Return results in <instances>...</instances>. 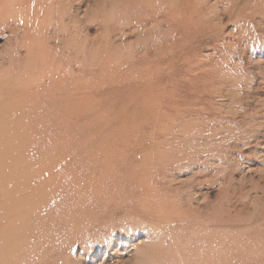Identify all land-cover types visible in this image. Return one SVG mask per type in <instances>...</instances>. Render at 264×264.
I'll use <instances>...</instances> for the list:
<instances>
[{
  "label": "rangeland",
  "instance_id": "1",
  "mask_svg": "<svg viewBox=\"0 0 264 264\" xmlns=\"http://www.w3.org/2000/svg\"><path fill=\"white\" fill-rule=\"evenodd\" d=\"M141 67L156 112L115 127L113 151L58 149L44 121L0 146L3 186L24 192L13 225L49 264H264V0H0V102Z\"/></svg>",
  "mask_w": 264,
  "mask_h": 264
},
{
  "label": "bare ground",
  "instance_id": "2",
  "mask_svg": "<svg viewBox=\"0 0 264 264\" xmlns=\"http://www.w3.org/2000/svg\"><path fill=\"white\" fill-rule=\"evenodd\" d=\"M110 60L103 61L106 68L117 69V63L124 62L122 59L116 60L113 65ZM155 70L151 68L149 70L147 68L143 69L142 67L138 72L132 70L130 71L133 72L132 78H125L129 74L121 75L119 71H109L98 78L99 80L96 81L97 86L94 87L92 85L94 82L90 81L84 73H81L78 76L64 77V83H60V79L59 81L51 79L52 84L49 87L45 84L41 85L40 90L36 93L37 95L30 100V103L21 96L4 99L3 102H0V146H3V148L4 146H17L26 130L24 126H32L34 122L38 121H41L42 125V121H44L43 125H47L57 134L58 139L55 140V146L58 149H68L71 145H90L91 152L88 156H94L95 158L99 156L96 155V152H98L96 146L103 148V145H106L107 150L113 151L119 145L118 136L113 132L115 127H121L120 131H124L123 129L131 128L136 124L140 125V121L142 122L144 118H150L156 112L158 102L154 98H150L148 94L149 88L157 85L156 81H153ZM53 75L55 76V74ZM98 82L100 87L107 86L114 89V91H119L120 100L116 105L111 99L112 96L103 102L97 101L94 97L93 100L91 99V95L99 91ZM136 89L140 90L139 95L133 94V90L136 91ZM151 111L152 113H150ZM27 118L30 120L28 124L25 120ZM102 124L105 127L102 128ZM75 130H84L86 133L82 137L75 136ZM71 133H73V136ZM107 142H110V145ZM103 156L107 157L108 151H105ZM76 157L75 154L74 157L70 158L69 167L67 168L69 174L74 173V166L78 163ZM17 159L15 158V161ZM5 163L6 161L3 164ZM21 165L23 167V164ZM44 166L42 167L44 168ZM2 169H0V264H49L50 260L43 258L47 253L42 250L41 245L25 241L22 234H19V231L23 228L17 227L18 224L13 225L11 219L13 212L25 205L24 192H22L21 182L13 184L14 186L10 188L3 186L4 182H9V180L2 179ZM8 170L10 171V169ZM25 179V182H30L31 178ZM88 209L89 207L86 208V210ZM221 252L226 256L224 251L221 250ZM7 255H11V257H7ZM207 260L214 263L216 258L213 254L207 252L201 262Z\"/></svg>",
  "mask_w": 264,
  "mask_h": 264
}]
</instances>
